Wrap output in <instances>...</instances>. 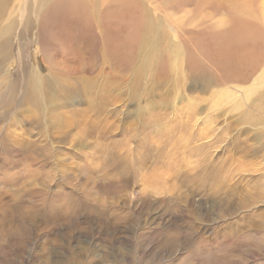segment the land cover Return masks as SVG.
Wrapping results in <instances>:
<instances>
[{
  "label": "rangeland",
  "instance_id": "rangeland-1",
  "mask_svg": "<svg viewBox=\"0 0 264 264\" xmlns=\"http://www.w3.org/2000/svg\"><path fill=\"white\" fill-rule=\"evenodd\" d=\"M0 1V44L30 31L0 74V264H264V0H136L127 52L115 13ZM32 67L84 123L7 108Z\"/></svg>",
  "mask_w": 264,
  "mask_h": 264
},
{
  "label": "bare ground",
  "instance_id": "bare-ground-1",
  "mask_svg": "<svg viewBox=\"0 0 264 264\" xmlns=\"http://www.w3.org/2000/svg\"><path fill=\"white\" fill-rule=\"evenodd\" d=\"M9 2V0H7ZM24 0H21L23 2ZM4 2L0 1V13L1 9L3 8ZM55 5L59 11L66 10L70 13V17L72 20L82 21V19H90L89 12H93L97 19H101L106 14H112L115 13L118 15L122 21L125 23V37L122 39L120 43H118V46L121 49H126V52L128 49H133V42L136 38V32L135 27L138 20V9L139 6L136 3V0H55ZM261 24L264 26V13H262L260 16H256ZM16 24H9L3 27V31L6 33H13L10 35L9 38H6L3 40V42L0 44V74H3V68L8 63L10 54L12 49V42L15 37V43L18 42V38L20 40H26L27 36L30 34V31H22V33L17 34V32L14 30ZM41 36H43V32L40 33ZM101 35H103V38H101ZM108 36L105 34V32L101 31L100 33V39L104 43H106ZM27 41V40H26ZM111 44V43H110ZM17 48L18 45H17ZM22 65L17 70V74H23L22 72ZM64 72L66 73H78V72H84L86 71L85 65L79 67V68H70V67H63L62 68ZM27 81L29 82V86L24 90L23 85H18L17 92L15 93V87L14 84H11L6 91L5 97H6V105L9 110H13L12 106H20L24 105L28 102L32 103L34 106H45L47 105L49 108V114L50 119L53 122V126H56L59 124V120L62 121V118L66 120L67 122L73 118L78 119L79 123H84L85 119L80 115V113H71L69 117L61 116L57 119V117L60 115L57 111V103L54 100L55 93L57 92V78L53 76H49L47 79H45V76L42 75L39 70L36 67H32L30 73L26 76ZM264 82L262 85L259 86L263 87ZM256 88L253 86H249L248 93L251 95L255 92ZM38 95L44 100L41 101L38 97ZM66 95V94H64ZM73 98L70 96H63V102L61 104L63 105L66 103H73ZM78 114V118H77ZM32 116V115H31ZM80 116V117H79ZM33 119V118H32ZM31 119V120H32ZM19 121L23 122L24 119H18L17 116L11 117V121ZM34 123L35 121H31ZM18 147V146H16ZM29 147H18L15 148V152L21 153L25 149H28Z\"/></svg>",
  "mask_w": 264,
  "mask_h": 264
}]
</instances>
